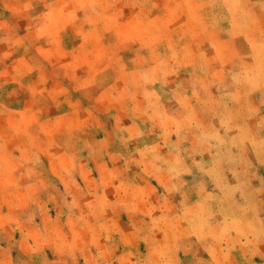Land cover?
<instances>
[{
	"label": "rangeland",
	"instance_id": "374dc122",
	"mask_svg": "<svg viewBox=\"0 0 264 264\" xmlns=\"http://www.w3.org/2000/svg\"><path fill=\"white\" fill-rule=\"evenodd\" d=\"M0 264H264V0H0Z\"/></svg>",
	"mask_w": 264,
	"mask_h": 264
}]
</instances>
